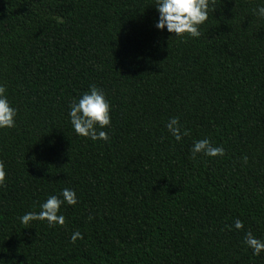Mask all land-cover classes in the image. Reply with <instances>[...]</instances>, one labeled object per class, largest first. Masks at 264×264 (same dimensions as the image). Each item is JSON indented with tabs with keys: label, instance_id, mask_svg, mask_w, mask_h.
Masks as SVG:
<instances>
[{
	"label": "trees",
	"instance_id": "1",
	"mask_svg": "<svg viewBox=\"0 0 264 264\" xmlns=\"http://www.w3.org/2000/svg\"><path fill=\"white\" fill-rule=\"evenodd\" d=\"M155 5L0 0L17 109L0 129V264H264L244 243L264 240V0H210L197 38L157 29ZM91 86L111 106L106 141L68 115ZM202 139L223 155L193 157ZM65 188L78 202L61 205L64 225L21 223Z\"/></svg>",
	"mask_w": 264,
	"mask_h": 264
},
{
	"label": "clouds",
	"instance_id": "2",
	"mask_svg": "<svg viewBox=\"0 0 264 264\" xmlns=\"http://www.w3.org/2000/svg\"><path fill=\"white\" fill-rule=\"evenodd\" d=\"M210 0H156V9L159 13L158 21L155 27L159 30H167L175 34L176 37H182L185 33L190 37L197 38L200 36L199 26L208 19V9ZM256 14L264 17V6L255 10ZM111 106L106 99L103 90L96 86H91L88 92L82 94L78 101L70 105L68 113L70 122L75 133L79 136L87 137L93 141L107 140L108 135L102 129L110 126ZM17 109L12 107L7 94L6 88L0 84V129L15 127V117ZM168 132L177 140L182 139V135H187V131H181L179 119L172 117L166 124ZM193 157L197 153L205 156L215 157L223 155L221 147H214L208 139L195 141L191 149ZM246 159V158H245ZM5 166L0 162V185L5 180ZM62 197V199L60 198ZM76 193L71 189H63L60 196L51 195L45 202L40 205L39 213L28 212L20 217L23 224H28L33 220H46L49 226L64 225L65 217L60 212L62 204H77ZM236 229H242L241 220L234 221ZM78 238L82 239L79 232H74L70 237L74 243ZM244 243L252 249L253 255L259 256L264 252V240L257 239L251 232L246 233Z\"/></svg>",
	"mask_w": 264,
	"mask_h": 264
}]
</instances>
